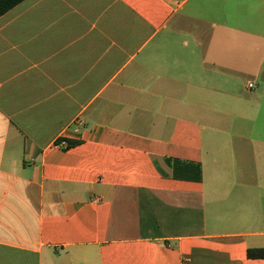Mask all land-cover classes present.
Instances as JSON below:
<instances>
[{"label":"crops","instance_id":"obj_1","mask_svg":"<svg viewBox=\"0 0 264 264\" xmlns=\"http://www.w3.org/2000/svg\"><path fill=\"white\" fill-rule=\"evenodd\" d=\"M258 250L264 0H24L0 17V264Z\"/></svg>","mask_w":264,"mask_h":264},{"label":"trees","instance_id":"obj_2","mask_svg":"<svg viewBox=\"0 0 264 264\" xmlns=\"http://www.w3.org/2000/svg\"><path fill=\"white\" fill-rule=\"evenodd\" d=\"M24 0H0V17L3 16L6 12H8L10 9L18 5ZM70 145L73 146L74 143L70 142ZM193 174L190 176V178H193L195 180H201V168L199 165H196L192 169ZM256 254L258 255H264V252L261 250L258 251H250L249 255L250 256H255Z\"/></svg>","mask_w":264,"mask_h":264},{"label":"built area","instance_id":"obj_3","mask_svg":"<svg viewBox=\"0 0 264 264\" xmlns=\"http://www.w3.org/2000/svg\"><path fill=\"white\" fill-rule=\"evenodd\" d=\"M249 87L252 88L253 84L250 83ZM83 126H84V122L81 119H77L76 121H74V131L76 133H79V131L83 128ZM55 145L56 147H59L62 149H68L71 147L69 141L66 139L59 140Z\"/></svg>","mask_w":264,"mask_h":264}]
</instances>
